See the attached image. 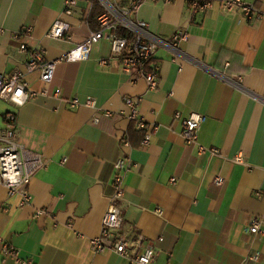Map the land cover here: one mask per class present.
<instances>
[{
  "label": "crops",
  "instance_id": "crops-1",
  "mask_svg": "<svg viewBox=\"0 0 264 264\" xmlns=\"http://www.w3.org/2000/svg\"><path fill=\"white\" fill-rule=\"evenodd\" d=\"M66 1L0 0V74L24 70L28 54L21 52L22 43L44 49L53 60L98 27L96 18L91 21L97 1L78 0L71 16ZM132 1L116 5L129 8ZM192 1H147L131 16L167 44L179 29L188 33L177 52L168 45L158 50L157 90L143 80L132 83L103 40L88 60L58 64L51 84L38 72L28 75L37 95L23 107L0 101V132L5 115L16 112L18 140L48 162L29 186L30 206L22 207V198L0 183V264H18L4 254L5 244L33 264H128L91 245L101 232L122 156L131 167L120 233L142 236L140 250L156 251L151 264H264V16L248 21L240 10L224 11L222 0L194 11ZM257 7L264 13V0ZM57 20L70 25V40L48 37ZM102 59H110L109 65H101ZM57 89L60 97L53 95ZM128 97L140 98V116L159 127L148 146L141 145L136 123L120 116ZM74 98L81 105L71 109ZM88 99L96 108L85 105ZM193 112L207 118L198 145L186 144L181 135L183 119ZM126 138L131 148L122 146ZM199 146L208 152L201 154ZM213 148L219 156L211 154ZM240 154L246 164L234 161ZM219 176L223 186L215 184ZM41 209L47 213L37 217ZM253 219L263 222L261 234L249 232ZM256 253L258 262L250 259Z\"/></svg>",
  "mask_w": 264,
  "mask_h": 264
},
{
  "label": "built area",
  "instance_id": "built-area-1",
  "mask_svg": "<svg viewBox=\"0 0 264 264\" xmlns=\"http://www.w3.org/2000/svg\"><path fill=\"white\" fill-rule=\"evenodd\" d=\"M94 6L98 5L103 9L99 14L97 21L98 27L82 42L77 44L73 49L64 55L49 60L46 58V52L41 48H29L26 44L20 45V50L28 54V60L25 63L24 70H17L10 75L0 74V101L7 103L15 109L23 107L29 100L33 99L37 93L29 88L27 76L38 72L40 79L45 84H51L54 79L56 67L63 62L86 61L90 58L92 48L103 40H107L111 45V58L119 61L124 73L128 74L132 83L143 80L147 83L150 90H157L159 87L160 67L154 62L158 50L161 47L169 46L172 50L178 51L180 43L187 41L188 33L186 30L179 29L171 37V44L159 40L148 30L145 22L131 18L136 14L143 3L147 1L161 0H133L129 8H120L116 5L117 0H95ZM172 2L173 0H164ZM247 0H222L221 5L224 11L232 12L240 10L248 21L262 19L264 13L257 7V3ZM78 5V0H67L65 3V13L73 15V9ZM194 11H207L212 8V0H194L191 2ZM70 25L62 20H57L50 28L48 37L54 40L68 39ZM3 32V30H0ZM31 29L16 32L15 39H21L24 33H30ZM125 32V34L123 33ZM127 34V35H126ZM129 34V35H128ZM110 59L100 60L103 66L109 65ZM236 85L234 81L232 83ZM44 95L49 94L47 90L43 91ZM55 97L61 96V90L57 89ZM140 98L128 97L125 99V109L120 113L129 121L135 122L137 127L143 132L141 145L148 146L151 143L153 135L159 127L155 124H147L140 116ZM81 102L78 98L69 101L71 109L78 108ZM85 105L96 108V102L88 99ZM105 117L111 118L115 115L111 112L104 113ZM177 119L181 114L176 113ZM206 116L197 112L191 113L182 121V137L188 145H198L199 132L202 124L206 121ZM94 124L99 123V119L93 120ZM17 114L9 112L4 117V129L0 132V183L5 186L11 196L19 195L21 206H30L33 198L29 186L36 174L47 168L48 162L44 157L29 148L18 140L16 132ZM123 147L131 148L129 138L122 141ZM199 152L205 154L208 152L203 146H199ZM212 155H220V152L213 148L210 149ZM234 161L238 164H246L244 156L238 155ZM131 167V161L126 156L120 157L115 164L116 174L113 179L114 193L110 197V204L105 213L101 232L97 237L91 239V245L96 253L113 251L120 257L125 258L128 264H151L156 256L153 248H146L141 251L143 241L142 236L126 237L120 233L122 230L124 218L121 208V202L125 197L126 189L124 179L126 173ZM175 183L176 179L173 178ZM225 178L219 176L215 178L217 186H223ZM160 215L161 210L157 211ZM47 213L44 209L38 210L37 217L44 216ZM262 221L253 219L249 225V232L255 235L261 234ZM162 240V238H160ZM5 255L13 256L17 259L18 264H33L31 261H23L19 258V251L14 247L5 244ZM251 260L258 262L259 253H256Z\"/></svg>",
  "mask_w": 264,
  "mask_h": 264
},
{
  "label": "trees",
  "instance_id": "trees-1",
  "mask_svg": "<svg viewBox=\"0 0 264 264\" xmlns=\"http://www.w3.org/2000/svg\"><path fill=\"white\" fill-rule=\"evenodd\" d=\"M103 11V9L101 7H99L98 5L94 6L93 10H92V15H91V21H93V19L98 18L99 14ZM125 34V32H123ZM127 35V34H126ZM129 35V34H128Z\"/></svg>",
  "mask_w": 264,
  "mask_h": 264
},
{
  "label": "rangeland",
  "instance_id": "rangeland-1",
  "mask_svg": "<svg viewBox=\"0 0 264 264\" xmlns=\"http://www.w3.org/2000/svg\"><path fill=\"white\" fill-rule=\"evenodd\" d=\"M0 122H1V119H0Z\"/></svg>",
  "mask_w": 264,
  "mask_h": 264
}]
</instances>
